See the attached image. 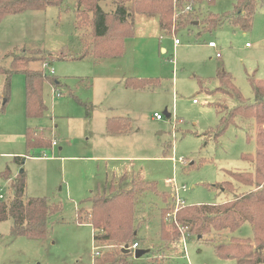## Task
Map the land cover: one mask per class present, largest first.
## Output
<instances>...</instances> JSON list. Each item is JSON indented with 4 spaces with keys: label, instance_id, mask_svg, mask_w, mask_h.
I'll return each instance as SVG.
<instances>
[{
    "label": "rangeland",
    "instance_id": "1",
    "mask_svg": "<svg viewBox=\"0 0 264 264\" xmlns=\"http://www.w3.org/2000/svg\"><path fill=\"white\" fill-rule=\"evenodd\" d=\"M117 2L99 0L98 5L112 14ZM125 6L129 10L132 4ZM194 7L198 20H202L207 13L231 12L233 5L231 0H216ZM142 23L145 37L128 41L120 57L96 61L91 56L80 59L81 50L91 47L92 36L90 23L81 18L76 0L11 15L0 22V66L10 68L9 54L26 56L29 53L25 51L39 50L46 54L45 61L35 59L29 69L43 71L47 62L53 69V74L45 70L47 75L62 83L55 93L51 85L56 80L44 84L47 111L30 122L24 116L22 74H12L9 101L2 110L4 99L0 101V154L25 153L22 138L27 127L39 129L44 140L58 143L52 151L33 150L22 167L14 158L0 156V203L13 196L11 182L24 172V198H45L61 206L49 218L44 239L12 236V222H0V264H93L103 254L122 249L124 244H99L100 255L94 256V231L82 220L85 216L80 218L89 212V194L96 182L106 181V174L111 177L113 166L119 164L94 162V156L131 158L135 167L130 171L143 169V180L158 188L154 190L144 182L145 189L155 193L135 199V240L149 252L138 259L133 253L125 254L127 264H236L232 259L219 258L215 246L231 238L244 241L252 237L248 223L234 233L189 236L178 225L176 213L173 216L175 199L167 180L174 179L177 187L187 188L180 193L187 207L221 204L249 190L236 183V189L225 191L216 186L233 183L229 172L257 175L252 162L242 158L254 157L257 151V127L254 120L237 118L215 136L221 119L227 122L226 111L238 105L235 98L214 93L218 86L215 77L222 69L230 73L241 97L253 101L250 79L264 81V7L255 13L248 31L228 22L211 31L202 22L177 31L173 19L167 32L155 28L156 18ZM174 39L180 42L176 48ZM209 42L216 49L209 48ZM160 47L166 52L161 53ZM30 53L33 58L40 57L37 52ZM137 75L156 78L158 84L143 91L124 89L122 81ZM3 79L0 74V88ZM154 113L162 120H156ZM119 117L128 119L127 131L107 133L106 119ZM179 159L182 164L173 162ZM161 217L169 232L168 241L160 238ZM175 232L178 237L174 238Z\"/></svg>",
    "mask_w": 264,
    "mask_h": 264
},
{
    "label": "trees",
    "instance_id": "2",
    "mask_svg": "<svg viewBox=\"0 0 264 264\" xmlns=\"http://www.w3.org/2000/svg\"><path fill=\"white\" fill-rule=\"evenodd\" d=\"M98 1L76 0L81 18L90 23L92 36L91 47L88 50L90 52L82 54L80 59L86 55H90L95 60L120 57L123 54L124 41L134 35V14L157 15L159 28L163 32L171 29L173 19L177 31L201 22L209 31L225 22L248 31L251 28L253 16L259 8L264 7V0H231L233 5L231 12L222 15L207 13L202 20H198L195 15L197 8L194 6L201 3L210 5L216 0H118L112 14L103 12ZM63 2L64 0H0V22L11 15L45 10L48 7H60ZM127 2L132 4L129 10L125 6ZM187 6H192V11H186ZM80 8L83 10L81 11ZM89 14H91L90 18ZM30 52H37L40 57L33 58ZM40 52L39 50L24 52L29 53L30 56L29 54L26 56L9 54L10 68L0 66V74L4 77L0 88V101L4 99L1 110L9 101L12 74L17 73L24 76L25 117L40 119L44 116L47 108L43 101V87L45 83L51 84L56 79L47 75L45 70L29 69L32 62L45 61L46 54ZM215 79L218 81V86L214 93H224L238 101L237 106L226 111L227 122L224 118L221 119L222 126L215 136L218 137L227 125L237 118L254 120L257 127L255 137L257 151L254 157L243 155L242 158L252 162L257 175L255 176L253 172H229L233 183L216 186L225 191L232 187L236 189L238 184L249 190L221 204L180 208L176 213V221L189 236L196 235L200 238L223 231L234 233L243 224L248 223L252 230L251 238L244 241L231 238L225 243L216 245L215 253L221 259L234 260L236 264H264V81L250 79L253 92V101L250 102L241 97L232 82L230 73L222 69L217 72ZM157 84L155 79L129 78L123 82V86L128 89H146ZM128 128L127 120L108 119L106 121V131L109 134H119L120 131ZM32 131L31 129L26 131L28 151L51 146L49 140L41 139L36 132L34 134ZM22 161L23 158H14L16 163H22ZM25 186V175L20 172L11 182L13 196L8 201L0 203V222L8 220L12 222L10 228L12 236L44 239L47 235L49 218L57 214L61 206L50 203L45 198H24ZM147 186L156 189L154 183ZM135 199L133 190L119 192L113 196L95 195L89 199L91 205L87 217L94 231L93 240L97 244L96 247H99V244L129 246L136 241ZM159 228L160 238L166 241L169 232L166 230L163 217H161ZM173 234L174 238L178 237L176 232ZM123 256L125 254H122L121 250L105 253L93 264H127Z\"/></svg>",
    "mask_w": 264,
    "mask_h": 264
},
{
    "label": "crops",
    "instance_id": "3",
    "mask_svg": "<svg viewBox=\"0 0 264 264\" xmlns=\"http://www.w3.org/2000/svg\"><path fill=\"white\" fill-rule=\"evenodd\" d=\"M153 18H156L155 28H156V26L159 28L158 16L157 15L134 14V16H133V27H134L133 30H134V35H133V37L128 38V39H126L124 41L123 54L126 52V49H127V44L126 43L128 41H131L132 42V41H135L136 39H141V38H143V37L146 36V30L143 27V24L144 23H142L143 20H152ZM138 19H139V22H138ZM77 20L78 19H75L74 23H76ZM151 23H153V22H151ZM160 31H161V29H160ZM173 46H174V43H173ZM176 47L174 46V48H176ZM209 48H211V47H209ZM211 49H213V48H211ZM79 50H81V49H79ZM86 51H87V53H86ZM159 51L161 53H165L166 52L165 48H163V47H160ZM81 52H82L81 54H88L90 51L88 52V50L82 49ZM89 56L90 55H86L85 57H89ZM10 59L11 58H8V60H10ZM96 61H98V60H96ZM129 78L148 79V78H143L142 75H139L138 77H136V76H134V77L133 76L132 77H127L126 79H129ZM126 79H124L122 81V84H121L122 86H123V82ZM150 79H156V78H150ZM56 81H57L56 82V85L55 84L54 85H51V86L54 87V90H56L57 87L62 86V83L57 78H56ZM23 86H24V82H23ZM123 88L124 89H127V90H131V91H143L144 90V89H128V88H125L124 86H123ZM77 101L80 103V105H83V103L81 101H79V100H77ZM24 116H25V92H24ZM153 117H154V115H153ZM111 119H118L119 120V119H124V118L119 117V118H111ZM27 120L30 122V121L35 120V119H27ZM107 120L108 119H106V121ZM27 129H31V128H28L27 127L25 129V132H24V135H23V138H22V144H24L25 153H6V154H0V156H5L6 158H12V159L13 158H17V157L18 158H23L22 163L19 162V163H21V165H19V163L14 162L18 167H22L25 164L26 158L28 157L27 155L30 152H33V150L28 151L27 146H26V131H27ZM31 130H33L32 132L34 134L36 132L40 136L41 139H44L43 134H42V132L39 129H31ZM105 130H106V122H105ZM126 131L127 130L120 131V133L126 132ZM52 143H55V144L52 145ZM57 145H58V143H56L54 140H52L51 141V146L49 147V149L52 151ZM61 149H62V147L59 150H61ZM36 150H43V149L40 148V149H36ZM39 152H41V151H39ZM12 155H14V156H12ZM41 158L47 159L48 157H41ZM50 158H53V157H50ZM62 158L65 159L67 157H62ZM91 158L94 159L93 160L94 162H97L98 160H105V161H115V162H119V164H116L117 166L116 165L113 166L112 173L110 174L111 177H108L109 174H106V177H105L106 178V181H104V182H100V181L99 182H96L95 190L94 191L93 190L90 191L89 196H95V195L113 196L114 194H117L119 192H127V191H132L133 190L134 195H135V198L137 200L139 198L140 199H143V195H149L147 192H150L151 195L153 193H155L152 190L148 191V189H145V186H143V183L145 182L143 180V175H142V170L143 169L139 168L138 169V171H139L138 173H135V172H131L130 171V168H134L135 167V166H133L134 164L132 163L133 161L131 160V158L105 157V156H103V157L94 156V157H91ZM121 162H124L125 164H120ZM126 162H128L129 164L126 163ZM121 169L123 171L120 173ZM149 183L150 182H145V184H149ZM156 190H158V188ZM87 215L88 214L82 215L80 218L82 219V217L85 216V220L84 219H82V220L87 222L88 221ZM79 222H81V221H79ZM94 249H96V251H98L99 247H96L95 246ZM139 249H141V245L140 244H139ZM160 258L161 257H159L158 259L160 260Z\"/></svg>",
    "mask_w": 264,
    "mask_h": 264
},
{
    "label": "built area",
    "instance_id": "4",
    "mask_svg": "<svg viewBox=\"0 0 264 264\" xmlns=\"http://www.w3.org/2000/svg\"><path fill=\"white\" fill-rule=\"evenodd\" d=\"M186 11H192V6H187V7H186ZM179 44H180V42H179L177 39H174V46L176 47V46H178ZM208 47H211V48H213V49H216V46H215V44H214L213 42H209V43H208ZM215 56L218 58V57H220V54H219V53H216ZM42 69H44V70H46V71H48V70L50 69V68H49V65H48L47 62H45V63L42 65ZM49 72H50L51 74H53V69H50ZM55 91H56V90H54L53 92L55 93ZM195 102H196V101L194 100V103H195ZM154 118H155L156 120H158V121L162 120V117H161L160 115H158V114H154ZM54 144H55V143H52V145H54ZM173 160H174V159H173ZM173 162H179V163L182 164L183 160H182V159H179V160H177V161H173ZM167 183L170 185V188H171V198H174V199H175V205H174L175 209H174V214H173V216H174L175 213H177V211H178L180 208L185 207V204H184L183 200L180 198V193L186 191L187 188H186L185 186L177 187L176 184H175V182H174V179H168V180H167ZM0 198H2L1 195H0ZM170 216H171V215H170ZM176 224H177V223H176ZM128 248H129L130 252L133 253V251H135L136 249L139 248V244H138V242L135 241L134 243L130 244V245L128 246ZM97 255H99V252L96 251V252L94 253V256H97Z\"/></svg>",
    "mask_w": 264,
    "mask_h": 264
},
{
    "label": "water",
    "instance_id": "5",
    "mask_svg": "<svg viewBox=\"0 0 264 264\" xmlns=\"http://www.w3.org/2000/svg\"><path fill=\"white\" fill-rule=\"evenodd\" d=\"M197 24V23H196ZM166 117H169L168 114H165ZM134 235H136V233H134ZM149 252V250H144V249H136L135 251H133V256L134 258L138 259L140 257H142L143 255L147 254ZM121 253L122 254H130V250L128 248V245H124L121 249Z\"/></svg>",
    "mask_w": 264,
    "mask_h": 264
}]
</instances>
